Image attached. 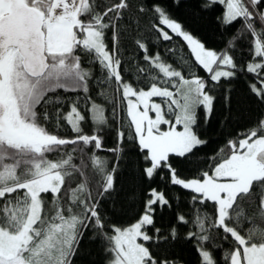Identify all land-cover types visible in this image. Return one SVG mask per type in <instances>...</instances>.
Here are the masks:
<instances>
[{"label":"snow or ice","instance_id":"obj_1","mask_svg":"<svg viewBox=\"0 0 264 264\" xmlns=\"http://www.w3.org/2000/svg\"><path fill=\"white\" fill-rule=\"evenodd\" d=\"M216 5L222 29L240 25L219 51L162 0H0V264H76L85 236L99 242L104 264H188L172 251L180 239L194 241L196 264H264V107L250 130L199 158L209 142L200 112L207 125L218 103L231 111L238 73L254 75L248 92L264 106V0H204L201 8ZM165 27L206 76L189 72L183 58L174 67L149 54L153 32L172 40ZM245 40L253 59L238 65ZM132 47L150 68L137 65L129 81L122 65ZM113 83L120 97L108 108L102 89ZM117 108L126 109L128 131L115 128L105 148ZM127 165L143 211L126 226L116 218ZM157 180L188 190L193 206L176 220L195 231L181 237L176 225L167 235L156 227L157 210L171 207L152 187ZM138 198L133 187L128 199Z\"/></svg>","mask_w":264,"mask_h":264},{"label":"trees","instance_id":"obj_2","mask_svg":"<svg viewBox=\"0 0 264 264\" xmlns=\"http://www.w3.org/2000/svg\"><path fill=\"white\" fill-rule=\"evenodd\" d=\"M166 4L169 12L174 18L182 22L184 28L189 31L194 37L199 38L201 42L205 43L206 47L219 51L224 47L223 39L224 34L230 35L240 25L239 23L233 24L228 29H222L221 22L218 17L221 16L223 6L216 5L211 10H203L201 4L204 0H180L179 4L176 0H162ZM151 23H157V21H151ZM164 27V26H161ZM165 31H169V35L172 36L171 41H163L157 39V34H152V46L150 47L149 54L154 55L159 52L161 57L166 62L172 63L173 66H177V60L183 58V63L188 66V71L200 76H206L205 70L194 60L193 55L190 53L186 42L181 37H178L170 32L166 27ZM250 39V38H249ZM248 41L245 40L237 46V51L234 56L238 65H244L253 59L248 53L247 47ZM174 49L172 53L168 52V49ZM182 50V51H181ZM143 51L134 47L129 48L125 59L130 61L128 64L122 65V69L126 74L125 78L129 81L133 80L137 74V65L149 69L150 66L143 61ZM186 78H191L185 73ZM255 79L253 74L238 73V79L233 83L235 92L233 93V103L231 105V111L222 109V105L218 103L216 105V111L213 114L210 122L207 125L203 124V112H200V124L202 125V138L208 139V144L202 147L200 152V160H205V154L211 158L217 153V150L225 145L226 140L229 138H237L238 133H242L245 130H250L253 126V120L259 115L260 107L255 101V97H251L248 92L246 82H251ZM143 86V85H141ZM108 99L107 107H111V101L113 96L119 101L120 93L115 90L114 83L102 89ZM95 93V90H93ZM71 95V93L69 94ZM99 102V101H98ZM111 119V113H108ZM126 133L128 131V117L126 109L121 110L117 108L116 123L113 125V130L106 132V138L104 147L111 148L114 146L115 141V128L121 127ZM91 125L84 127L85 132H90ZM243 138V137H240ZM127 142V141H126ZM129 149L131 144L129 143ZM100 155H107L101 152ZM130 156L133 160L136 159V153L130 152ZM190 165L182 166L183 171L189 178H192L193 172L190 171ZM201 170H204L203 167ZM139 182L134 178V169L131 165H127L122 175L119 177L118 187L120 188L119 201L117 204V211L121 214L117 216L118 221L126 222V226L135 222L143 211V197L140 196ZM136 187L138 193V199L131 201L128 199V193ZM152 187L157 188L159 191L166 192L170 199V208L158 209L155 216L156 227L161 228L162 232L167 235L168 229L176 225L179 229L180 236H186L188 231H195V226L191 223L187 225L177 224L176 217L178 214L185 213L193 206L189 200L190 193L188 190H183L178 186L167 185L164 182L157 180L152 184ZM178 199L173 200L172 197ZM121 205L123 207L121 208ZM109 206L105 204L107 209ZM196 207H203L197 205ZM252 212L253 210H249ZM194 241L185 242L183 239L178 240L174 244L172 251L182 257L188 262V264H196L197 252L193 247ZM220 253H217L219 256ZM107 256L103 253L99 242H90L88 237L85 236L80 245V257L76 260V264H104Z\"/></svg>","mask_w":264,"mask_h":264},{"label":"rangeland","instance_id":"obj_3","mask_svg":"<svg viewBox=\"0 0 264 264\" xmlns=\"http://www.w3.org/2000/svg\"><path fill=\"white\" fill-rule=\"evenodd\" d=\"M154 99H156V98H154ZM156 102H160V101L158 99H156ZM149 115L153 116V118H154V113L150 112ZM167 127H168L167 125L162 126V130H166Z\"/></svg>","mask_w":264,"mask_h":264}]
</instances>
